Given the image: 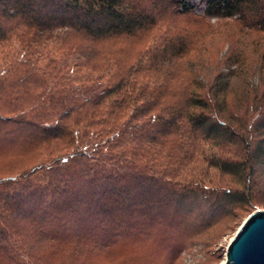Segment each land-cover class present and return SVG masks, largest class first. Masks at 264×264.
Masks as SVG:
<instances>
[{
	"label": "trees",
	"instance_id": "obj_1",
	"mask_svg": "<svg viewBox=\"0 0 264 264\" xmlns=\"http://www.w3.org/2000/svg\"><path fill=\"white\" fill-rule=\"evenodd\" d=\"M191 1L0 0V46L13 39L24 52L0 69V132L15 127L36 149L60 146L48 161L0 179V264H47L65 247L71 257L88 246L106 249L130 230L164 224L172 211L173 218L189 214L197 201L212 217L248 202L256 167L264 164V91L251 123L231 121L226 78L217 76L209 87L211 99L191 92L165 102L163 84L138 83L148 52L103 81L90 64L92 47L69 40L135 36L156 27L166 12L192 13ZM203 3L206 17H235L264 32V0ZM50 41L59 44L57 51L82 57L44 61L28 53ZM185 45L156 46L163 57L150 59L171 62ZM71 68L91 73L73 77ZM206 143L217 150L204 155L208 165L237 178L242 188L207 189L177 179L179 166ZM230 147L236 155L224 156Z\"/></svg>",
	"mask_w": 264,
	"mask_h": 264
},
{
	"label": "rangeland",
	"instance_id": "obj_2",
	"mask_svg": "<svg viewBox=\"0 0 264 264\" xmlns=\"http://www.w3.org/2000/svg\"><path fill=\"white\" fill-rule=\"evenodd\" d=\"M190 4L193 5L192 13L166 12L156 27L135 36L94 43L77 36L69 40L92 47L96 56L90 64L97 68L95 76L102 77L103 81L110 75L119 76L129 66L135 65L138 58L146 57L144 54L148 52L149 61L138 73V79L142 80L138 83L163 84L168 89L161 98L165 102L182 101L191 92L211 99L213 95L209 87L217 76V80L224 77L227 81L224 99L228 120L244 119L246 123H251L253 105L264 91V32L246 28L235 17H206L203 0H192ZM181 40L186 44L185 52L171 62L154 64L150 59L157 54L156 46L159 51L172 42L178 45ZM2 46L1 70L12 60H21L24 55L13 39ZM58 46L57 42L50 41L42 47L32 46L28 53H32L33 59L39 57L44 61L48 58L69 61L82 57V52L67 51V48L57 51ZM157 55L159 59L163 57L161 53ZM83 72L91 73V68L78 72L71 68L68 74L81 77ZM30 80L32 82L33 79ZM31 82L30 86H33ZM6 129L8 131L4 129L0 132V179L15 176L48 161L50 154L57 153L52 151L60 147L57 145L59 142H52L36 149L38 147L20 137L15 127ZM235 148L224 150V156L236 155ZM216 151L207 143L200 144L193 158L179 166L177 179L192 185L199 183L207 189L242 188L237 178L222 174L208 165L204 155ZM256 169L249 184L248 202L235 205L230 212L228 210L212 217L204 204L197 201L189 214L180 213L173 218L175 211H172L164 224L147 225L146 230H130L109 248L94 250L88 246L78 252L79 256L71 257L72 249L65 247V250L54 254L47 264H221L228 235L249 208L264 206V164H259ZM201 215L204 218L202 216L201 219Z\"/></svg>",
	"mask_w": 264,
	"mask_h": 264
},
{
	"label": "water",
	"instance_id": "obj_3",
	"mask_svg": "<svg viewBox=\"0 0 264 264\" xmlns=\"http://www.w3.org/2000/svg\"><path fill=\"white\" fill-rule=\"evenodd\" d=\"M221 264H264V206L249 208L228 235Z\"/></svg>",
	"mask_w": 264,
	"mask_h": 264
}]
</instances>
